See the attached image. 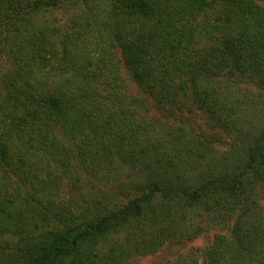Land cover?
I'll use <instances>...</instances> for the list:
<instances>
[{
  "label": "trees",
  "instance_id": "obj_1",
  "mask_svg": "<svg viewBox=\"0 0 264 264\" xmlns=\"http://www.w3.org/2000/svg\"><path fill=\"white\" fill-rule=\"evenodd\" d=\"M263 192L264 0H0V264H264Z\"/></svg>",
  "mask_w": 264,
  "mask_h": 264
},
{
  "label": "rangeland",
  "instance_id": "obj_2",
  "mask_svg": "<svg viewBox=\"0 0 264 264\" xmlns=\"http://www.w3.org/2000/svg\"><path fill=\"white\" fill-rule=\"evenodd\" d=\"M59 15L61 16V14ZM191 119L200 123L205 131H210V129L207 128L206 121L203 119V115L200 112H197L191 117ZM201 119H203V122ZM258 199L260 201V205L264 207V192L260 195V197H258ZM217 231L218 230L216 228L211 229L206 234L184 241L181 244H167L154 254L139 257L140 264H168L177 259L184 261L190 260L192 264H203L202 257L198 253L200 252L199 249L207 245Z\"/></svg>",
  "mask_w": 264,
  "mask_h": 264
}]
</instances>
